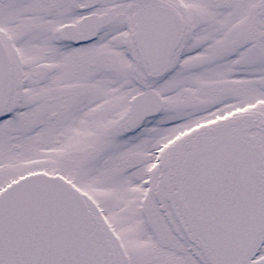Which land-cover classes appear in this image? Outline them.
I'll use <instances>...</instances> for the list:
<instances>
[{
    "label": "snow or ice",
    "instance_id": "1",
    "mask_svg": "<svg viewBox=\"0 0 264 264\" xmlns=\"http://www.w3.org/2000/svg\"><path fill=\"white\" fill-rule=\"evenodd\" d=\"M0 264H264V0H0Z\"/></svg>",
    "mask_w": 264,
    "mask_h": 264
}]
</instances>
